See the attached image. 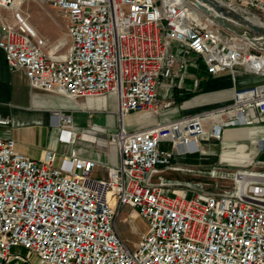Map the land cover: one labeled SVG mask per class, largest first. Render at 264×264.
<instances>
[{"label": "built area", "instance_id": "built-area-1", "mask_svg": "<svg viewBox=\"0 0 264 264\" xmlns=\"http://www.w3.org/2000/svg\"><path fill=\"white\" fill-rule=\"evenodd\" d=\"M216 1L264 19V0ZM28 2L66 16L65 59L45 52L26 19ZM172 43L200 59L209 76L241 69L264 79V51L191 0H0V49L10 71L22 72L31 89L72 101L115 95L117 127L107 140L120 153L119 165L95 178V161L76 151L56 166V154L37 162L0 137V264H32V254L37 264H264V187L210 193L155 181L161 168L183 170L181 161L224 129L264 116V82L236 88L229 104L206 112L130 126L133 115L148 120L173 106L159 95L187 64L170 51ZM51 118L61 142L77 136L72 114ZM9 123L0 117V125ZM80 138L95 141L87 133ZM124 210V221L145 225L135 248L119 230Z\"/></svg>", "mask_w": 264, "mask_h": 264}, {"label": "crops", "instance_id": "crops-1", "mask_svg": "<svg viewBox=\"0 0 264 264\" xmlns=\"http://www.w3.org/2000/svg\"><path fill=\"white\" fill-rule=\"evenodd\" d=\"M42 10L45 11L47 18L56 17L55 9L48 6L39 7V12ZM63 36L66 40V35L63 34ZM65 40L56 38V50H48V55L51 58H66L69 48L65 54L55 56L62 49ZM180 50L176 44H171L170 51L177 52L179 54L178 59L184 61L187 68L189 62L197 57L187 51L179 53ZM184 70L176 73L172 79L171 86L174 87L162 89L160 92V101L162 103L172 102L173 106L171 108L161 111L158 116L148 120L143 115L138 114V117H130L129 123L138 122L144 123V125H152L174 120L186 114L206 112L229 104L233 99L236 88L255 86L264 82L261 77L243 74L241 69H237L234 73L226 72L217 76H209L205 72L203 64L200 71H193L194 74L192 75L194 77L192 82L189 83ZM194 81L195 83L198 81V87L194 85ZM111 96L113 94H109L108 99L89 98L83 107L105 109ZM81 110H83L81 106H77L65 96L31 89L28 79L22 72L10 71L5 61L4 52L0 49V117L10 121L8 125H0V137L14 139L17 143V150L37 162L45 161L52 153L56 154L54 161L56 166H59L72 151H76L80 157L95 161L96 168L93 171V176L102 178L106 176L108 167H116L120 163L118 147L111 145L107 140L108 134L114 128L105 133L101 126L95 122V117H91L86 123L82 124L74 119L73 130L77 136L70 143H63L59 140L60 129L53 124L51 118L52 113L55 111L73 115L83 113ZM253 121L250 125L226 128L219 140L202 143V152L199 153L202 155L200 157H215L217 155L219 149L210 145L213 142L220 141V150L224 151L231 148L238 141H247L248 145L250 143L254 147L253 150H249L248 146L242 144L238 147L236 153L221 151V161L235 167L247 168L255 164L256 157H260V161L256 165L264 166V116L256 113ZM84 133L95 137V141L82 140L80 136ZM189 159L190 157L186 160ZM197 159L199 162L203 161H200L199 157ZM186 160L181 161V163ZM164 172H169V169L161 168L159 171V173ZM239 172H243L239 176L243 178V184L241 185L242 189L237 192H245L251 182L264 181V174L244 172V170ZM164 180L174 182L170 179ZM210 192L218 193L216 190Z\"/></svg>", "mask_w": 264, "mask_h": 264}, {"label": "rangeland", "instance_id": "rangeland-1", "mask_svg": "<svg viewBox=\"0 0 264 264\" xmlns=\"http://www.w3.org/2000/svg\"><path fill=\"white\" fill-rule=\"evenodd\" d=\"M39 7H44V5L35 2H28L25 5V9L26 11H28V15L25 16L29 25L33 27V29H35L34 34L37 37L44 38V41L46 42L45 52L47 54H48V50L51 51L56 50L57 48L56 47L57 44L55 42L56 38H60L61 40L64 41L65 38L63 34L66 35L67 39L63 43L62 49L60 50V52L55 54V56H60L62 54H65L66 50L70 47L71 44L66 31V24H67L66 16L58 10H54L56 17L47 18L45 11L42 10L39 12ZM41 14L42 15L45 14V16L42 17ZM250 19L252 23L258 21L256 24H258L259 27L264 28V24H263L264 19L261 20L263 23L253 18ZM189 63L190 64L184 70V73L186 75L187 81L191 83L194 77V75H192L194 74L193 71H197V70L200 71L201 67L203 66V63L197 58L191 60V62ZM192 67H194L195 69H193ZM195 84L196 83L194 81V85ZM72 102L75 103L77 106H81L83 109L81 110L83 113L73 114L76 122H79L81 124L86 123L91 117H95V122L101 126L102 130L105 131V133H107L112 128L115 129L117 127V118L116 115L114 114V109L116 105L115 95L109 98V104L105 109L84 108L83 106L88 102V99H79L77 101H72ZM138 116L139 115H133L131 117L135 118ZM135 125L136 123L135 124L130 123V126L132 127H134ZM219 143L220 141L213 142L212 144H210L212 147L219 149L215 157L203 156L201 158L200 156L202 154L191 156L189 160H186L181 163V165L185 166L183 170L176 172L169 169V172L167 173L164 172L157 174L155 177V181L162 179H170L174 181L173 182L174 184L181 185L180 186L181 188H186L190 186L192 187L193 190L196 191L203 190L210 192L216 190L218 191V193H234L242 189L241 185L243 184L242 181L243 178L235 176V174L238 175L239 171L244 170V172H258L260 174H264V166L256 165V163L260 161V157H256L255 164L247 168L235 167L229 163L221 161L222 152L236 153L238 147L241 146L242 144L248 146L249 150H253L254 147L250 143L248 145L247 141H238L234 143L231 146V148H228V150H224V151L220 150L221 144ZM198 157L200 161L201 160L203 161L199 162L198 159L196 160V158ZM254 185L256 187H264V183H261L259 181L257 183H254ZM128 215H129V210H124V212L120 217L121 220L118 223L119 230L123 238L128 243V245L131 248H135L136 244L139 242L141 233L145 230V225L138 218H134L130 222L124 221L123 219L125 217H128ZM15 251L17 255L26 258L27 251L25 249H17ZM29 261L32 264H37L39 259L36 255L32 254L30 256Z\"/></svg>", "mask_w": 264, "mask_h": 264}, {"label": "water", "instance_id": "water-1", "mask_svg": "<svg viewBox=\"0 0 264 264\" xmlns=\"http://www.w3.org/2000/svg\"><path fill=\"white\" fill-rule=\"evenodd\" d=\"M191 2L223 28L244 37L255 47L264 51V43L249 32L248 24L243 21L244 17L216 0H191Z\"/></svg>", "mask_w": 264, "mask_h": 264}, {"label": "bare ground", "instance_id": "bare-ground-1", "mask_svg": "<svg viewBox=\"0 0 264 264\" xmlns=\"http://www.w3.org/2000/svg\"><path fill=\"white\" fill-rule=\"evenodd\" d=\"M256 20H259V19H256ZM243 21H245L248 24V26L250 28L249 32L253 35V37H255L256 39H259L260 41H262L264 43V28L259 27V25L256 24L258 21L255 22V23H252L250 18H244ZM259 21L261 23H263L261 20H259ZM141 115H143L145 117V119L148 117V115H145V114H141ZM241 173H243V172L238 173L237 177H239ZM259 182L264 183V181H259ZM252 183H257V182L249 183V185H248V187H247L245 192H247L248 190L255 191L257 189L255 185L254 186H250ZM258 189H260V188L258 187ZM261 190L264 193V188L261 189Z\"/></svg>", "mask_w": 264, "mask_h": 264}]
</instances>
